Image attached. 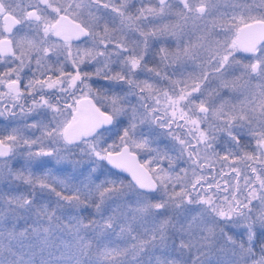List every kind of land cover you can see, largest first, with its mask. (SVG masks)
<instances>
[{
  "label": "snow or ice",
  "instance_id": "6c2138e0",
  "mask_svg": "<svg viewBox=\"0 0 264 264\" xmlns=\"http://www.w3.org/2000/svg\"><path fill=\"white\" fill-rule=\"evenodd\" d=\"M0 67V264H264V0H0Z\"/></svg>",
  "mask_w": 264,
  "mask_h": 264
},
{
  "label": "rangeland",
  "instance_id": "374dc122",
  "mask_svg": "<svg viewBox=\"0 0 264 264\" xmlns=\"http://www.w3.org/2000/svg\"><path fill=\"white\" fill-rule=\"evenodd\" d=\"M189 29H191V23H189ZM193 39H195V36H193ZM200 64V61L199 60H197L196 61V64L195 65H193V64H190L189 65V69H188V71L189 72H191L192 70H193V68H195V70L197 71V72H199V67H198V65ZM241 99H242V97H241ZM165 131H167V130H165ZM176 133V132H175ZM176 134H178V133H176ZM37 135H39V133H37ZM160 140H161V142H160V144H159V146L161 147V148H163L166 144L170 147L173 143H175L176 144V147H177V149L179 148V144H178V142H175V141H172L171 140V138L170 137H167V136H165V137H161L160 138ZM177 153H172V155H176ZM43 159H45V160H50V158H43ZM19 162L18 161H13V165L14 164H18ZM164 166L166 167L167 166V162H165L164 163ZM180 166H185V165H183V164H181ZM48 167H54V165L53 164H49L48 165ZM56 167H60V166H56ZM37 171H41V169H36ZM126 183H127V181H125ZM24 189V186L23 185H21V190H23ZM53 198H55V197H53Z\"/></svg>",
  "mask_w": 264,
  "mask_h": 264
},
{
  "label": "flooded vegetation",
  "instance_id": "af4514ba",
  "mask_svg": "<svg viewBox=\"0 0 264 264\" xmlns=\"http://www.w3.org/2000/svg\"><path fill=\"white\" fill-rule=\"evenodd\" d=\"M257 2H258V0H257ZM244 55H246V54H243V53H240V54H239L240 57H243ZM188 69H189V68H188ZM2 70H3L2 67H0V71H2ZM10 119H11V118H9L8 120L3 119V118H0V128L5 127L6 125H8ZM173 128H174L175 132L178 133V135H180V136H182V137H183V136H186V131H187L186 129L177 128V127H175V125H173ZM185 157H186V154H185ZM13 166L18 168V167L20 166V163H18V164H14ZM185 166H186V165H185ZM219 169H220V166L217 165V166H216V170L219 171ZM224 171H225V172H228L229 170H228L227 168H225Z\"/></svg>",
  "mask_w": 264,
  "mask_h": 264
},
{
  "label": "water",
  "instance_id": "95a60500",
  "mask_svg": "<svg viewBox=\"0 0 264 264\" xmlns=\"http://www.w3.org/2000/svg\"><path fill=\"white\" fill-rule=\"evenodd\" d=\"M123 177L126 178L127 181L131 179L130 175L127 174V173H124V174H123Z\"/></svg>",
  "mask_w": 264,
  "mask_h": 264
},
{
  "label": "trees",
  "instance_id": "16d2710c",
  "mask_svg": "<svg viewBox=\"0 0 264 264\" xmlns=\"http://www.w3.org/2000/svg\"><path fill=\"white\" fill-rule=\"evenodd\" d=\"M125 181H127V179H125ZM52 199H55V198L52 197Z\"/></svg>",
  "mask_w": 264,
  "mask_h": 264
}]
</instances>
